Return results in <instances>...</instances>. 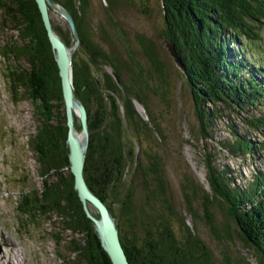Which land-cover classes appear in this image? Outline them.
<instances>
[{"label":"trees","instance_id":"1","mask_svg":"<svg viewBox=\"0 0 264 264\" xmlns=\"http://www.w3.org/2000/svg\"><path fill=\"white\" fill-rule=\"evenodd\" d=\"M50 1L70 12L79 37L76 47L82 48L83 58L80 62L71 59V66L73 93L87 113L83 177L114 217L129 264H218L195 226L183 217L173 218L171 209V215L161 211L167 194L159 158L146 147L135 151L120 133L125 116L152 140L151 132L157 126L139 114L133 101L152 114L143 87L157 93L166 82L156 47L168 51L164 39L174 44L181 60L182 67L168 51L188 88L194 128L204 141L202 199L205 203L217 200L224 207L236 224L237 247L243 250L232 261L225 256L223 263L264 264V167L243 175L226 161L217 162L218 156L239 158L264 152V112L253 111L264 105L263 88L257 82V75H264L257 64L264 65V61L247 60L255 55V45L263 48L264 0H158L163 28L156 44L144 35L130 34L108 15L106 22L96 25L107 48L92 40L93 0ZM115 2L107 0L106 10L111 11ZM48 9L54 32L68 48L74 45L76 39L67 22L65 28L59 25L50 6ZM0 29L10 32L0 44L10 98L13 102L27 99L36 117L28 146L37 163L39 187L18 193L14 216L24 227L41 228L39 224L44 222L51 225L44 232L60 246V264H113L74 186L58 67L36 1L0 0ZM113 41L127 59L120 57ZM99 62L118 74L120 85L104 69L101 75L90 72L88 65L99 66ZM224 109L229 120L238 118L244 128L226 120L225 136L214 139L217 123L224 122ZM74 127L81 130L76 115ZM209 140L214 141L210 148ZM130 172L134 176L125 184ZM185 178L183 193L189 200L186 189L193 196L195 186L191 177ZM138 185L143 189L141 199L137 197ZM88 205L98 217L97 210ZM205 212L211 224L210 208L205 207ZM229 226L225 233L231 239Z\"/></svg>","mask_w":264,"mask_h":264},{"label":"rangeland","instance_id":"2","mask_svg":"<svg viewBox=\"0 0 264 264\" xmlns=\"http://www.w3.org/2000/svg\"><path fill=\"white\" fill-rule=\"evenodd\" d=\"M106 2L107 0H93V5L90 7V25L94 33V38H92L94 42L101 43L104 48L108 47L100 38L96 25L98 22H106L107 16L111 15L130 34L144 35L156 44L159 32L163 28L162 14L158 11V0H116L111 11L106 10ZM145 8L146 11L143 10ZM50 12L54 21L65 28L64 18L53 8ZM9 33L8 30L0 29V44L7 39ZM262 33L264 36V31ZM67 36L70 40L72 39L70 34ZM113 44L120 57L127 59L117 42L113 41ZM156 47L161 54L167 78L166 82H162L157 93L143 87V92L146 91L148 94V111H151L152 114L147 112L144 105L135 102V99L133 101L139 114L149 123L154 121L157 126L156 130L151 132L152 140L145 138L136 129L134 123L125 116L121 123L120 133L122 139L131 143L135 151L139 146L146 147L159 158L167 194V201L162 204L158 203L162 207L161 211L166 215H171V209L173 218L175 216L183 217L189 221V224L195 226V228L193 227L195 232L207 244L214 260L218 264H224L225 256H229L232 261L243 251L238 248L239 242L234 232L236 224L227 216L224 207L217 200H214L213 203H205L202 199L204 183L201 177L206 173L202 148L204 141L200 140L194 128L190 94L180 75V69L176 67L168 51L163 46L156 44ZM253 48L255 55H249L248 59L244 58L247 60L251 58L258 62L264 61V44L263 48L256 47V45ZM81 49L79 46H70L71 59L80 62L83 58ZM257 65L260 70L264 71V65H260V63ZM88 68L90 72L97 75H101L103 69L108 72L110 70L109 66H105L101 62H99V66L88 65ZM151 82L153 83V80ZM156 82L157 80H155ZM257 82L262 86L264 92V75L258 74ZM121 108L123 107L121 106ZM253 111L263 113L264 105L258 106ZM222 113L224 122L217 123L215 127L217 134L214 139L225 136L224 124L226 120L233 121L240 129L244 128L238 118L235 121L234 119L229 120L227 117L229 112L226 109ZM35 123L33 107L27 99L14 102L11 100L8 82L4 77V61L0 57V167L2 169L0 174L3 173L0 176V218L24 240L27 247L28 261L26 262L28 264H60L61 260L58 254H61L62 250L44 232L46 228L51 227L49 223H40L41 228L25 227L23 231L19 232L15 227V199L18 197V193L31 190L32 187H39L37 163L28 146V136L33 133ZM78 134L84 138L81 131H78ZM206 142L210 145L207 146L208 148L214 145V141ZM226 157L224 159L218 156L217 162L226 161L243 175H249L253 169L264 167V152L239 158ZM133 176L134 174L130 172L125 179V184L129 183ZM185 177L188 179L191 177L195 186V195L193 196H191L192 191L189 188L186 189L189 200L183 193L185 182H187ZM142 196L143 189L141 185H138L137 197L141 199ZM205 207L210 208L212 213L211 224L207 222L209 218L205 215ZM191 210L196 213L197 217L192 216ZM227 224L230 225L231 239L225 233ZM176 232L179 234L180 230L176 229Z\"/></svg>","mask_w":264,"mask_h":264},{"label":"water","instance_id":"3","mask_svg":"<svg viewBox=\"0 0 264 264\" xmlns=\"http://www.w3.org/2000/svg\"><path fill=\"white\" fill-rule=\"evenodd\" d=\"M35 1L38 5V9L40 11L41 18L53 49L55 61L58 67L67 123L66 141L69 149L70 170L74 175V186L77 189L83 209L87 216L93 221L94 228L98 234L101 244L108 253L112 263L129 264L120 243L118 229L116 227L114 217L111 215L106 204L89 189L83 177V152L86 148L88 137L87 113L84 105L75 97L73 93L71 52L64 41L54 32L50 20L48 6L56 10L65 19L76 39L74 44V47H76L78 45L79 37L76 32L73 17L70 12L62 5L53 4L50 0ZM164 44L173 57L174 61L180 67H182L181 60L177 54L174 44L169 39H164ZM109 69V72L114 76L120 85L121 83L118 74L112 68ZM74 115L78 117L81 126L80 131L84 135V143L82 147H80L78 143L79 141L75 134ZM138 156L139 151L137 150L136 158H138ZM88 203L97 210L99 215L98 217L93 215Z\"/></svg>","mask_w":264,"mask_h":264},{"label":"bare ground","instance_id":"4","mask_svg":"<svg viewBox=\"0 0 264 264\" xmlns=\"http://www.w3.org/2000/svg\"><path fill=\"white\" fill-rule=\"evenodd\" d=\"M74 111H75V109H74ZM75 134H76V137H77V139H78V143H79V145H80V147H82V145H83V143H84V138H83V136L81 135V134H78V131L75 129Z\"/></svg>","mask_w":264,"mask_h":264}]
</instances>
